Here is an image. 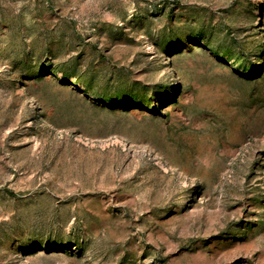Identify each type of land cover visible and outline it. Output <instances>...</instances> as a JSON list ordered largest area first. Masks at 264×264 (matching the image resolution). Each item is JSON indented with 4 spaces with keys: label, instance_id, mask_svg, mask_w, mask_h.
I'll return each instance as SVG.
<instances>
[{
    "label": "rangeland",
    "instance_id": "374dc122",
    "mask_svg": "<svg viewBox=\"0 0 264 264\" xmlns=\"http://www.w3.org/2000/svg\"><path fill=\"white\" fill-rule=\"evenodd\" d=\"M0 264H264V0H0Z\"/></svg>",
    "mask_w": 264,
    "mask_h": 264
}]
</instances>
